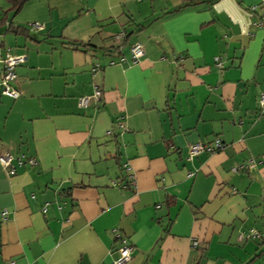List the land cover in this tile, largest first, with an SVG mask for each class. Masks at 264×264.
<instances>
[{
  "label": "crops",
  "instance_id": "1",
  "mask_svg": "<svg viewBox=\"0 0 264 264\" xmlns=\"http://www.w3.org/2000/svg\"><path fill=\"white\" fill-rule=\"evenodd\" d=\"M0 20V57L26 58L0 94V264H110L119 236L125 264H264V0H0Z\"/></svg>",
  "mask_w": 264,
  "mask_h": 264
},
{
  "label": "built area",
  "instance_id": "2",
  "mask_svg": "<svg viewBox=\"0 0 264 264\" xmlns=\"http://www.w3.org/2000/svg\"><path fill=\"white\" fill-rule=\"evenodd\" d=\"M30 30H41L44 28V25L40 21H33L28 24ZM124 37V33L120 32L115 35L116 39H121ZM131 57L134 62H138L139 59L144 55V48L140 42H134L130 45ZM25 56L20 54H13L9 49H6L3 55L0 57V62L3 63L2 74L0 75V94L6 95L13 99L17 98L20 94L18 88L14 84L16 81V67L20 64L24 63ZM218 60V58H216ZM98 64H96L92 70L96 71L98 69ZM101 90L98 87H95L94 92L91 95L82 96L78 99V105L81 108H86L89 104L90 100H95L98 102L100 100ZM259 105L262 110H264V91L261 92L259 96ZM223 146L220 139H215L213 145L206 144L204 142H195L189 144L188 146V158H192L193 156L199 154L202 151L213 152L216 149H220ZM12 155L8 152L0 154V164L4 167H10L12 161ZM252 165L251 163L249 166ZM127 167V165H124ZM131 183H134L132 179ZM116 184V183H114ZM1 217L5 219L7 217V212L5 210L2 211ZM257 232L254 229H251L249 232L245 234H240L239 238L242 239L244 237L256 236ZM121 244L117 248L118 256L113 259L110 264H125L127 263L131 257L133 252V246L128 242L126 238H120Z\"/></svg>",
  "mask_w": 264,
  "mask_h": 264
},
{
  "label": "trees",
  "instance_id": "3",
  "mask_svg": "<svg viewBox=\"0 0 264 264\" xmlns=\"http://www.w3.org/2000/svg\"><path fill=\"white\" fill-rule=\"evenodd\" d=\"M26 0H9V2L11 3V5H12V11L14 12V13H16L20 8H21V6H22V4L25 2ZM3 23H4V21L3 20H0V26H2L3 25ZM8 28H10V29H12L14 32H20V31H22L23 30V28L21 27V26H14V25H10ZM25 31V30H24ZM124 33V37L122 38V40L123 39H126V34H125V32H123ZM119 238H123V237H120L119 236ZM129 242V241H128ZM121 244V240H120V243H119V245ZM118 248V247H117Z\"/></svg>",
  "mask_w": 264,
  "mask_h": 264
},
{
  "label": "rangeland",
  "instance_id": "4",
  "mask_svg": "<svg viewBox=\"0 0 264 264\" xmlns=\"http://www.w3.org/2000/svg\"><path fill=\"white\" fill-rule=\"evenodd\" d=\"M114 39H115L114 42H113L114 45H116V44H117V45H118V44H121V41H122L121 39H116L115 37H114ZM16 68H17V67H16Z\"/></svg>",
  "mask_w": 264,
  "mask_h": 264
}]
</instances>
